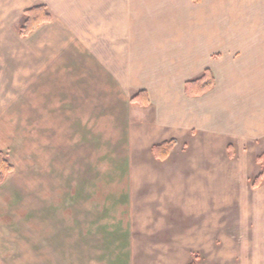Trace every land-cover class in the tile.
Segmentation results:
<instances>
[{
    "label": "crops",
    "instance_id": "crops-1",
    "mask_svg": "<svg viewBox=\"0 0 264 264\" xmlns=\"http://www.w3.org/2000/svg\"><path fill=\"white\" fill-rule=\"evenodd\" d=\"M38 4L53 20L23 39L18 20ZM139 13L134 20L132 0H0V45L12 46L15 60H24L28 46L27 60L44 76L38 87L46 109L57 107L59 93H82L69 87L70 77L100 78L103 86L96 82L87 101L77 95L78 105L66 107L82 119L85 107L92 118L96 107L109 110L110 124L123 126L117 130L127 140L121 155L131 160L100 167L96 183L110 190L115 183L124 190L119 195H129L145 235L203 237L189 206L220 204L222 194L237 201L262 187L252 178L264 139V39L165 36L173 28L150 37ZM97 90L113 98L96 102ZM170 140L169 155L158 157L153 147Z\"/></svg>",
    "mask_w": 264,
    "mask_h": 264
},
{
    "label": "rangeland",
    "instance_id": "rangeland-1",
    "mask_svg": "<svg viewBox=\"0 0 264 264\" xmlns=\"http://www.w3.org/2000/svg\"><path fill=\"white\" fill-rule=\"evenodd\" d=\"M132 6L134 20L143 11L150 37L173 28L165 36L264 39V0H132ZM11 47L0 45V152L14 166L0 185V264H264V180L237 201L222 194L220 204L189 206L204 224L203 237L145 235L129 195H119L124 190L115 183L111 190L96 183L100 167L131 160L121 155L123 126L110 124L107 109L94 108L92 118L85 107L82 119L66 107L78 105L77 95L87 101L103 81L70 77L69 87L82 93H59L57 107L46 109L38 87L44 76L27 60L28 46L24 60H15ZM100 91L96 102L113 98ZM258 146L263 153L264 139Z\"/></svg>",
    "mask_w": 264,
    "mask_h": 264
},
{
    "label": "trees",
    "instance_id": "trees-1",
    "mask_svg": "<svg viewBox=\"0 0 264 264\" xmlns=\"http://www.w3.org/2000/svg\"><path fill=\"white\" fill-rule=\"evenodd\" d=\"M25 20L22 22L18 29L22 37L29 36L41 24L50 22L52 14L44 4L35 5L25 11ZM135 98V96H134ZM176 144V141L170 140L153 147L154 153L160 157H167ZM257 163L261 166L260 172L254 177L253 186L259 187L264 180V152L257 156ZM14 169V166L7 160L5 155L0 152V185L6 180V176Z\"/></svg>",
    "mask_w": 264,
    "mask_h": 264
}]
</instances>
